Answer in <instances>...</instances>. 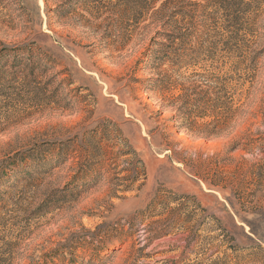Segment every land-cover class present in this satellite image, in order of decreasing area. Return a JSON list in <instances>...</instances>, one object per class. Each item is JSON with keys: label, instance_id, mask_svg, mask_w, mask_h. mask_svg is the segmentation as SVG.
<instances>
[{"label": "rangeland", "instance_id": "obj_1", "mask_svg": "<svg viewBox=\"0 0 264 264\" xmlns=\"http://www.w3.org/2000/svg\"><path fill=\"white\" fill-rule=\"evenodd\" d=\"M151 1L0 0V264H264V0Z\"/></svg>", "mask_w": 264, "mask_h": 264}, {"label": "trees", "instance_id": "obj_2", "mask_svg": "<svg viewBox=\"0 0 264 264\" xmlns=\"http://www.w3.org/2000/svg\"><path fill=\"white\" fill-rule=\"evenodd\" d=\"M119 2H122L125 7L129 8L131 7V9H137V11L139 12H151L153 9H155L154 4L155 2L151 1V0H117ZM200 0H166L165 1V14L163 11V7H160L159 10L155 11V12H161L159 13V19L164 18L165 17V28L168 27L166 21L169 18H173L175 17V14L177 11L180 12V15L182 18H193L194 16H192L189 12H186L185 9L182 7L184 5L188 6L189 8H193L195 11L196 9H199L202 13H204V15L206 16L208 13V9H216V10H221L222 12H227V10L230 7L229 1L228 0H203L202 2H199ZM134 2V7L131 5V3ZM135 4L137 5V7H135ZM162 6V5H161ZM193 9H190L191 12L194 13V11H192ZM205 11V12H204ZM197 12V11H196ZM203 15V16H204ZM123 17V16H122ZM160 24V23H159ZM163 26V24L161 25ZM33 156V155H32ZM14 165H17V162L13 161ZM27 165V164H25ZM17 166H22V162L17 165ZM30 166V165H28ZM26 166V167H28ZM5 173V174H4ZM6 172L5 170H0V177L1 176H5ZM26 176H29V174L27 172L23 173V178H21V181L19 183H17L15 186H12L10 188H8L7 190H4L2 192H0V203H3L4 201H6V198L8 196H10L11 194H13V192H17L18 189H20L22 187V182L25 181ZM29 180V181H28ZM28 183L26 185V187L31 186L30 183L34 182L37 180V178H28ZM8 199V198H7ZM53 202L50 201L47 197V199L43 200L42 204H40L36 210L32 213V215L34 216H39L41 214H46V210L50 209L52 207ZM16 205V204H15ZM4 219V212H3V205L0 206V221ZM55 257V256H54ZM64 257H61V259L59 260V262H62L64 259ZM48 259H53V256H49ZM74 261V260H73Z\"/></svg>", "mask_w": 264, "mask_h": 264}]
</instances>
